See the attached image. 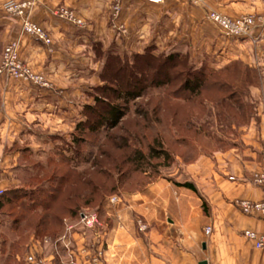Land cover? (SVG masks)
Segmentation results:
<instances>
[{"label": "crops", "instance_id": "0c3cea01", "mask_svg": "<svg viewBox=\"0 0 264 264\" xmlns=\"http://www.w3.org/2000/svg\"><path fill=\"white\" fill-rule=\"evenodd\" d=\"M3 1L0 45L16 39L20 58L51 87L0 76V189L11 188V170L23 149L42 152L50 137L68 136L81 119L80 106L89 101L84 86L100 81L91 41L105 49L125 36L123 46L130 41L135 50L151 41L159 51L182 50L195 63L204 60L215 68L239 61L258 70L259 80L247 94L256 113L243 127L238 146L201 154L170 178L162 176L119 197L106 209L107 224L96 239L103 245L104 264H264V248H254L243 236L244 230L264 232V220L236 205L264 200V187L252 180L254 172H264V24L247 37L234 38L207 17L208 10L264 15V0H205L200 5L122 0L117 18L111 17L112 0H36L30 18L47 30L50 45L22 33L17 17L3 14ZM59 5L72 10L85 28L55 16L52 10ZM175 182H190L196 190ZM206 226L212 228L208 235ZM47 248L41 244L35 251L46 257L52 253ZM0 257V264H11Z\"/></svg>", "mask_w": 264, "mask_h": 264}, {"label": "rangeland", "instance_id": "374dc122", "mask_svg": "<svg viewBox=\"0 0 264 264\" xmlns=\"http://www.w3.org/2000/svg\"><path fill=\"white\" fill-rule=\"evenodd\" d=\"M5 1L2 3V12L10 16L3 9ZM192 3L195 5L202 4L196 3L193 0ZM113 5L114 0L111 2V14ZM241 15H254L255 17L264 19L262 13ZM111 17L113 18V16ZM83 23L84 25L79 26L84 29L86 25L84 21ZM126 38L127 40L129 39L125 36L117 38L119 41L122 39V41H114L105 49L101 42L91 41L89 46L93 59L100 62L98 70L100 81L93 85L87 84L84 86L85 93L89 98V101L85 103H93L94 94L105 96L103 95V91L99 90L98 87L102 84L99 74L105 62L104 54L106 52L119 56L120 60L126 59L129 64L136 60L134 58L136 55H141L144 52H146V55L149 54L152 56H157L161 52H169L167 50L159 51L151 41L136 50L131 48L130 41L127 47H125L123 43ZM12 41L17 42L18 53V41L16 39L10 40L4 45H0V60L5 45ZM51 43L52 40L47 45ZM99 47H101L104 54L100 55L95 51ZM178 51L185 52L182 50ZM18 57L22 60L19 54ZM189 58L194 67L201 65L208 66L204 60L195 63V60L190 54ZM141 61L139 59L137 60V66H140ZM208 68L219 69L213 66H208ZM138 73L148 76L147 79L151 75V72L147 71H138ZM5 77L8 78L7 76ZM21 81L38 87H51L49 82V86H42L27 80ZM175 86L173 85L171 88ZM146 88L142 96L126 104V114L119 126L114 129L101 127L96 132L85 133L81 135L82 139L78 143H71L70 134L68 136L58 135L57 137H50L51 144H47L40 153H33L28 148L23 149L20 160H17L15 167L11 170V188L9 189L21 191L18 196L23 192H32L34 195L40 194L44 199H46L48 192H54L55 196H58V199L52 205V213L50 212L51 214L48 217H44L45 225L41 226L37 231L38 235L41 236H36L34 233L37 230L36 225L38 220L46 211L41 210V206L37 204L34 206L35 210L31 212L22 214L20 210L22 208L21 202L24 205H28V194L26 195L28 197H22L25 198L23 199L25 200L24 202L21 201L22 199L20 197L19 199H12L9 205L4 206L3 210L5 213L0 214V254L4 256L5 263L21 264L22 261L25 262V257L30 251L36 253L35 246L47 244L48 251L50 253L52 252L51 255H47L46 258L36 253L47 264H104L103 245L100 246L98 244L96 237L106 227L107 215H105V212L110 204H112L110 198L113 196L118 198L124 197L136 191L143 190L148 184L162 176L170 178L171 173L180 169L185 163L194 161L201 154L211 155L214 152L225 151L238 146L243 127L249 123H237L233 117H229L230 115L227 116V111H224V109L218 110L214 105L208 104L203 107L197 101L184 102L182 99H177L174 93H172L171 88L166 87V89H161L154 87L150 85V81H147ZM247 94L248 92L245 94V100L253 106L255 111V102L248 100ZM120 104L123 105L124 103ZM138 110L149 113L148 116L150 119L148 122H145L141 117L136 115L135 112ZM82 111L81 104L80 115H82ZM223 111L226 112L224 117L221 116ZM175 112L178 114L177 117H174ZM154 113H159L157 116L160 117L159 120H161V123H157V118L156 116L154 117ZM188 120L194 123L192 129H188L189 126L186 125ZM196 129L206 131L211 135L196 134L194 132ZM109 135L116 137V141L114 142H118L120 137L130 136V148H138L144 153H147V145L152 143L153 138L157 135L162 138L163 147L170 153L171 160L163 163L161 158H152L150 165L144 163L140 168H136L132 163H122L125 151L124 149H114L111 144L113 138L109 139ZM99 149H102L104 153L100 154ZM94 161H96L97 165H93ZM116 164L118 165L116 166ZM261 172L263 171L253 173L252 180L254 183V175ZM62 176L68 178L64 182V185H61L59 182ZM89 179L91 183L85 185L84 182ZM58 188L61 190L57 193L56 189ZM68 190L74 192L73 195L75 198L73 196L71 200H66V203H63L60 198ZM91 198L92 201L88 203L87 200H91ZM69 205H73L74 208L79 205L77 207L79 212L70 215L67 210H63L64 206ZM84 213H94L97 216V223L91 228L86 227L81 221V215ZM16 218L18 225L14 226L12 224ZM42 234L48 235L42 236ZM27 244L29 245L25 252L24 248H26Z\"/></svg>", "mask_w": 264, "mask_h": 264}, {"label": "trees", "instance_id": "16d2710c", "mask_svg": "<svg viewBox=\"0 0 264 264\" xmlns=\"http://www.w3.org/2000/svg\"><path fill=\"white\" fill-rule=\"evenodd\" d=\"M95 51L100 55L104 54L101 47L97 50L95 49ZM104 56L105 62L99 74L102 84L98 89L103 91V95L105 96L94 94L93 103L82 104V119L76 123L75 128L70 132L71 143L80 142L82 139L81 135L88 132H96L101 127L114 129L119 126L126 114V104L144 94V91L147 89V81H150V85L161 89H166V87L171 88V86L176 85L171 88L175 98L182 99L184 102L197 101L203 107L211 104L217 107L218 110L224 109V111H227V116L230 115L229 117H233L239 124L249 122V119L255 114L253 106L246 102L245 94L251 86L258 83L259 72L239 61L231 62L219 69H210L206 65L194 67L190 62L189 54L178 50L161 52L157 56L146 55V52H144L141 55H136L134 57L136 60L130 64L126 59L120 60L119 56L108 52ZM138 59L142 60L140 66H137ZM138 71L151 72V75L147 79L148 76L139 74ZM119 102L124 104L122 105ZM224 111L222 112V117L226 113ZM135 113L145 122H148L150 119L149 113L146 111L138 110ZM158 114L154 113V117L156 116L157 123H161L160 117L157 116ZM177 115V112H175L174 117H177ZM186 125L189 126L188 129L194 127V123L191 120H188ZM194 132L207 136L211 135L206 131H200V129H196ZM129 137H120L118 142H114L116 141V137L109 135V139L113 138V141H111L113 148L117 150L124 149L125 151L122 163H132L136 168H140L144 163L150 165L152 158H161L163 163L171 160L170 153L163 147L162 138L157 135L153 138L152 143L147 145V153L135 147L130 148ZM99 151L100 154L104 153L102 149H99ZM93 165H97L96 161L93 162ZM67 179L66 176H62L59 180L60 184L64 185ZM90 183V179L84 182L85 185H89ZM175 183L194 191L196 190L190 182ZM94 187L96 188V186ZM60 190L58 188L56 192L58 193ZM20 192L11 189L2 190V194L0 195V214L5 213L3 210L4 206L9 205L12 199H19L21 197V201L24 202L25 200L23 199L28 197L26 196L28 194V205H24L21 202L22 208L20 210L22 214L35 210L34 206L36 204L41 206V210L47 212L42 214L36 225L37 230L34 235L41 236L38 235L37 231L41 226L45 225L44 217H48L52 213V205L57 202L58 196H55L54 192H48L46 199L42 198L40 194L34 195L32 192H23L18 196ZM73 194L72 190L65 191L64 196L66 197L63 196L60 200L66 203V200L73 198ZM87 201L88 203L91 202L92 198ZM77 207L79 205L75 208L73 205L64 206L63 210H67L70 215H74L79 212ZM12 225H18L17 218ZM44 235L48 234H42V236ZM28 245L24 248L25 252Z\"/></svg>", "mask_w": 264, "mask_h": 264}, {"label": "built area", "instance_id": "2783aa9c", "mask_svg": "<svg viewBox=\"0 0 264 264\" xmlns=\"http://www.w3.org/2000/svg\"><path fill=\"white\" fill-rule=\"evenodd\" d=\"M150 3H161L163 0H147ZM196 3H203L205 0H193ZM36 0H7L3 4V9L6 14L17 17L20 21V29L22 33L30 35L43 43H50L51 37L47 30L39 24L32 21L30 18L31 11L35 5ZM121 8V0H114L112 7V16L116 18ZM53 14L62 20L72 22L77 25H84L83 21L75 16L72 10L58 6L53 10ZM207 17L215 23L221 32L229 37L243 38L247 37L252 29L257 25L264 24V19L255 17L254 15H241L237 17H231L219 13L217 11L207 12ZM0 75H5L8 78L27 80L34 82V84L49 86L47 80L42 75L33 72L22 60L19 59L17 53V42L12 41L5 45L2 58L0 60ZM254 181L260 186L264 187V172L256 173L254 175ZM2 189H0V195ZM118 201V197L113 196L110 198L111 203ZM241 211L247 215L257 216L264 220V200L252 201V200H240L237 202ZM82 223L91 228L97 223L96 214L84 213L81 215ZM140 228L145 226L140 224ZM211 232V227L206 226L204 233L207 235ZM244 236L247 240L252 242L254 248H264V232H257L254 230H245ZM26 264H47L38 257L35 252L30 251L25 257Z\"/></svg>", "mask_w": 264, "mask_h": 264}]
</instances>
